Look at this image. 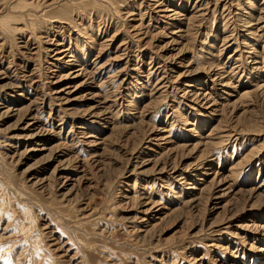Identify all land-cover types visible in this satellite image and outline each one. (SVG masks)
Masks as SVG:
<instances>
[{
    "label": "rangeland",
    "instance_id": "374dc122",
    "mask_svg": "<svg viewBox=\"0 0 264 264\" xmlns=\"http://www.w3.org/2000/svg\"><path fill=\"white\" fill-rule=\"evenodd\" d=\"M0 264H264V0H0Z\"/></svg>",
    "mask_w": 264,
    "mask_h": 264
},
{
    "label": "bare ground",
    "instance_id": "6f19581e",
    "mask_svg": "<svg viewBox=\"0 0 264 264\" xmlns=\"http://www.w3.org/2000/svg\"><path fill=\"white\" fill-rule=\"evenodd\" d=\"M77 75V74H76ZM74 77H76V76H74Z\"/></svg>",
    "mask_w": 264,
    "mask_h": 264
}]
</instances>
